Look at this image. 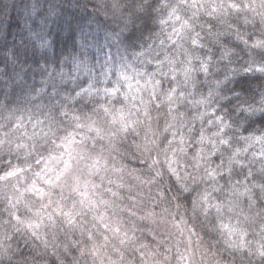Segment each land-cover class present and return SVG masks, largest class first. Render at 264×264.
Returning a JSON list of instances; mask_svg holds the SVG:
<instances>
[{
    "label": "clouds",
    "instance_id": "1",
    "mask_svg": "<svg viewBox=\"0 0 264 264\" xmlns=\"http://www.w3.org/2000/svg\"><path fill=\"white\" fill-rule=\"evenodd\" d=\"M0 264H264V0H0Z\"/></svg>",
    "mask_w": 264,
    "mask_h": 264
}]
</instances>
